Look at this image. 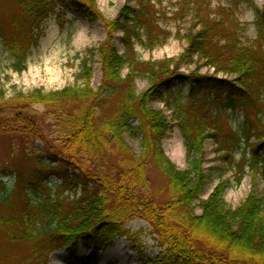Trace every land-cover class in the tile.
<instances>
[{"label":"trees","instance_id":"1","mask_svg":"<svg viewBox=\"0 0 264 264\" xmlns=\"http://www.w3.org/2000/svg\"><path fill=\"white\" fill-rule=\"evenodd\" d=\"M10 1L0 12V42L13 60L10 68L20 74L26 70L30 48L43 35V23L57 3L67 0ZM68 1L106 34L97 49L99 87H91L92 67L90 60H84L75 78L81 85L48 93L17 92L9 99L0 94V132L43 140L32 117L52 116L60 144L45 151L44 160L37 156L42 169L30 174L27 182L20 180L11 190L0 185V243L27 245L28 254L16 264H47L54 250H75L80 245L104 250L121 238L137 251L136 237L141 234L131 233L125 225L139 219L149 226L160 248L151 263L264 264V198L251 190L231 207L224 199L227 184L220 182L199 200L208 181L202 168L208 139L230 165L235 152L248 149V159L244 154L236 164L238 182L245 174L246 159L254 179L258 170L264 176L262 46L241 42L239 23L230 11L213 12L206 0H179L178 19L190 18L193 23L185 35L179 33L187 45L184 52L177 58L142 61L135 55L134 43L152 49L168 37L158 28V11L150 0H136L137 11L123 6L113 20L101 15L96 0ZM256 12L264 25V10ZM2 22L10 27L8 34ZM118 32L122 54L114 44ZM190 55V61L196 57L216 73L236 78L202 75L197 68L184 74L181 64ZM137 78L147 81L142 93L136 91ZM182 83L188 87L186 96L179 87ZM154 98L172 113L170 122L161 110L150 107ZM111 103L113 108L106 112ZM34 105H43L45 113L39 115L31 108ZM238 111L245 117L236 131L229 122ZM170 123L184 140L183 170L163 150ZM126 135L140 137V154L126 144ZM51 167L63 173L62 184L53 189L48 187ZM148 168L162 175L163 186L152 188ZM10 258L6 250L0 251V262Z\"/></svg>","mask_w":264,"mask_h":264},{"label":"rangeland","instance_id":"2","mask_svg":"<svg viewBox=\"0 0 264 264\" xmlns=\"http://www.w3.org/2000/svg\"><path fill=\"white\" fill-rule=\"evenodd\" d=\"M206 1L210 3V10L213 12L222 8L233 13L234 18L239 23L241 42L244 45L254 44L256 41L264 50V25H261L256 12L264 10V0ZM10 2V0H0V12L6 11L5 9ZM150 2L158 11V28L168 37L166 40L164 39L163 44L152 49L134 43L136 57L142 61L179 57L187 46L179 33L181 35L186 34L193 25L192 19H178L177 4L179 0H150ZM96 4L101 15L108 20L117 18L123 6H128L133 11L138 9L136 0H96ZM9 12L12 13L14 10L8 9ZM176 16L175 20L174 17ZM217 16L218 13L211 17ZM2 24L5 33L8 34L10 27L5 26L3 22ZM42 27L43 35L38 44L30 48L26 70L20 74L13 72L10 68L13 60L0 42V94L9 99L17 92L29 94L34 90H41L48 93L60 91L65 87H74L76 84L81 85L82 83L76 82L75 78L79 73L80 64L84 60H90L89 65L92 67L91 87L97 90L101 78L97 49L106 38L101 25L98 22L89 23L88 19L79 14L77 9L67 0L64 3H57L54 13L43 23ZM120 37L121 33L118 32L115 35L114 44L118 53L122 54L124 47ZM190 58H192L191 55L181 64L180 71L182 73L188 74L189 71L196 68L202 75L208 73L203 61H197L196 57L190 61ZM126 73V69L122 71V75ZM135 86L137 93H142L147 88L146 79L137 78ZM177 87L178 83L176 82L172 88L176 89ZM179 87L182 89L183 95L186 96L188 93L187 84L182 83ZM160 92L164 93L165 90L161 89ZM112 105L113 103L108 105L109 107L105 111L109 112L113 108ZM150 107L163 112L169 111L165 103L158 98L152 99ZM41 112L39 115L44 113V111ZM165 114L166 119L170 122L172 113L169 111ZM244 117V114L238 111L230 120L229 126L239 131ZM253 117L254 114L247 115L249 120ZM32 120L38 125L43 140L0 132V185H6V188L10 190L15 189L20 180L26 181L30 174L42 169L37 164L39 162L37 156H41L44 160L48 157V153L45 151L60 145L55 138L57 137L55 131L58 128L55 117L35 115ZM140 140V137L125 136L126 144L135 154H140ZM162 146L166 157L177 168L180 170L186 168L184 140L175 123H170ZM216 149L212 139H208L205 143V155L202 164L208 181L199 200H205L220 182L227 184L224 199L231 207H236L242 202L251 190L258 198H264V176L261 170H258L256 178H253L247 163L250 155L248 149L244 148V151H237L233 154V165L227 164L221 152H217ZM40 150L42 151L37 153ZM244 154L247 157L244 164L245 174L238 182L239 171L236 164L242 161ZM51 168L47 170L49 172L48 187L53 189L62 184L63 173L54 167ZM67 173H72V170H68ZM147 173L153 189H158L165 184L162 175L154 169L148 168ZM44 175L47 174L44 172ZM79 192L78 188L77 193ZM12 198H17L15 193H13ZM195 210L197 214H200V208L196 207ZM125 227L133 234H141L136 237L138 239L137 251L133 250L127 239L121 238L115 240L111 247L104 250H95L92 247L82 245L75 250H54L49 255L47 264H154L150 261L157 257L160 248L157 238L151 234L149 226L144 221L135 219L127 223ZM3 249L9 253L11 258L9 260L2 259L0 264H16L18 260L28 254V248L25 244H5L2 241L0 251Z\"/></svg>","mask_w":264,"mask_h":264},{"label":"water","instance_id":"3","mask_svg":"<svg viewBox=\"0 0 264 264\" xmlns=\"http://www.w3.org/2000/svg\"><path fill=\"white\" fill-rule=\"evenodd\" d=\"M31 108H32L33 110H35V111L40 112V113H42L41 111H44V113H45V111H46V109H45V107H44L43 105H34V106H32Z\"/></svg>","mask_w":264,"mask_h":264}]
</instances>
